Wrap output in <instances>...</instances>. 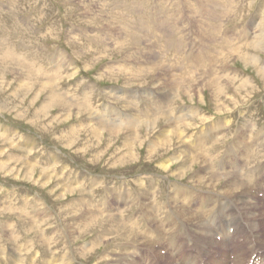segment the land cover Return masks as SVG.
<instances>
[{"label":"rangeland","instance_id":"rangeland-1","mask_svg":"<svg viewBox=\"0 0 264 264\" xmlns=\"http://www.w3.org/2000/svg\"><path fill=\"white\" fill-rule=\"evenodd\" d=\"M159 1L0 0V131L2 129L7 131L6 137L5 135L4 137L0 136V164H2L0 165V230L4 235L0 236V247L7 253L5 256L7 260L14 261L22 250L23 264L61 262L59 259L63 253L61 250L64 247V242L59 236L62 237L66 234L67 221L75 214L73 209L77 206L78 199L84 198L87 204L94 207L98 205V201L106 199L107 202L111 201L109 204L115 213L114 209L118 201L111 195V188L117 190L119 186L128 182V189L133 188V191L136 192L137 187L130 182L137 180L140 176L149 179H144V182L153 179L158 184L157 189L161 190L159 192H161L162 198L167 196L166 194L171 188L170 184L194 186L190 178L195 171H199V166H194L182 178H176L175 172L179 169L177 164H173L167 171L160 169L165 159L169 160L175 157V154L177 155L179 143L173 142L167 151H159L152 158H147V145L151 143L153 137L159 139L158 134L151 136L152 138L145 137V131L141 129L139 132L140 142L136 141L130 147L132 140H129L128 136L125 138L122 133H119L110 138L106 131L98 134L97 130L93 128L95 120L89 119L86 114L76 116L73 111H60L61 104L63 106L68 104L65 100L59 99L53 102L50 100L52 96L55 97L60 93L65 94V91L76 96L79 95L81 98L80 92L93 85V95L90 92L83 102L92 99V104L95 107L100 108V106L107 105L119 111V107L112 101L113 91L117 90L119 97H124L123 94H127V97L131 96L136 101L138 110L151 112L155 108H159L165 101L161 96H157L162 94L157 93L153 82H159L165 88V84L170 81L169 68L175 66V63L170 60V54L166 62L161 59L169 51L164 52L163 49H160L163 43L158 47L154 46L152 40L146 41V47L141 50L132 41L134 36L124 42L130 27L133 29V35L135 33V39L140 36L134 26L139 27L137 28L139 30H141V26H137L132 18H142L144 21V18L141 17V14L142 16L144 14L142 10L153 11ZM175 1L180 3V8L183 6L181 11L188 10L184 6L187 2L194 17V7L192 6L197 4L196 7H198L197 1L202 2V6L205 5V8L211 6L212 1L216 4L220 2V0ZM227 1L230 5V0ZM262 3L264 0H235L231 5L234 8H230L231 13L225 19H220L223 24L217 31L219 33L222 30L226 33V37L222 36V40L224 39L226 42L234 32L239 33L240 41L242 37H244L242 40H247L248 38H245L247 34L253 36L252 26L258 18L257 12ZM217 5L218 7L226 6L225 0H221L220 5ZM220 7L218 12H223ZM161 8L165 12L173 11L170 9V5H161ZM171 8L174 9L172 6ZM180 8L178 13H180ZM181 14L185 13L182 11ZM171 17H174L170 19L175 21L173 29H177L176 38L178 39L177 32L180 31L178 28L189 24L187 22L189 18L181 19L175 15ZM218 17L220 18V16ZM195 19H191L194 28L200 18L195 17ZM176 22L179 24L176 25ZM191 30L192 26L190 25L187 35L194 47L191 53V46L187 44L183 58L191 54L196 55L201 50V44L197 43L196 36L192 35L194 33ZM162 31L169 33L171 30L168 27ZM195 35H198L197 31ZM184 41L187 43L185 39ZM231 41L229 39L227 43ZM225 47L226 45L222 47L224 50L222 54L227 55L229 52H226L227 48ZM248 47L246 50H242L244 55L252 54L258 58L257 64H264V50L255 45L253 47L255 49ZM60 51L67 56V61L70 60L74 63V67L77 68L76 73L72 75L69 72H60L49 77L57 71L56 65L63 63V60L56 59L57 53ZM179 51L182 52V49L180 48ZM179 53H173V58L176 55L180 56ZM230 62L231 72L236 77L230 75L234 81L226 80L227 77L223 79L224 82L220 83L224 90L222 93L219 88L215 95L211 89L202 87V81L196 82L193 89L194 91L200 89L199 95L192 94L191 98L181 95V99L175 98L177 109L196 107L199 108L200 115L212 118L211 120L214 121H223L224 118L230 120L233 115L234 124L231 128L234 131L240 127L245 118L249 121L252 118L259 122H256V125L262 134L264 131V74L258 73V65L241 62L235 54L231 55ZM176 66L179 69L182 68L180 64H176ZM109 67H113V70L121 67L127 71L126 74L107 77L103 72L104 68ZM136 71L145 75L141 84L135 81L139 80L138 77L130 75L137 76ZM165 90L167 89L165 88ZM160 91L163 92V90ZM62 97L64 98V96ZM138 97H144V99L138 101ZM145 99L148 100L145 101ZM47 102H52V104L46 111H42L43 105ZM166 107L165 111H168L169 105ZM219 108L222 109L219 110ZM227 109H231L230 113H227L229 115L225 113ZM248 112L252 116L247 115ZM198 122L196 119L195 125L189 130L190 132L188 131L189 136L192 139L194 137V141L199 137L201 131H204L202 127L204 125L198 126ZM70 130H74L75 133L70 134ZM230 136L232 135L229 134L224 139L226 141L223 140L220 144L222 149L226 148ZM24 146H27L29 150ZM174 150H176L175 153ZM180 154L182 155V153ZM52 156L56 159L55 171L57 173L55 171V173L46 172L43 167L52 164ZM130 156L131 158H129ZM12 157H17L19 160L12 161ZM28 162L30 165H37L30 168ZM28 170H33V172L30 173ZM42 172L43 175H41ZM61 173L63 176H60ZM80 175L83 176L81 180ZM82 180L83 192L72 191L70 193L69 187L73 184L77 186ZM98 180L102 184L96 186L97 188L93 187L92 181L97 182ZM220 184L218 190H209L210 193L216 192V195L219 192ZM91 187L96 189L92 194L85 195L86 190ZM199 188L204 192L208 190L206 186L197 187V189ZM65 191L69 192L65 193ZM161 195L157 196V206ZM112 197L113 199L110 200L109 198ZM198 198L190 199L191 205L188 207L190 211L195 209V205L198 207L199 203L195 204L197 201L199 202ZM38 201L46 206L44 216H49L42 227H39V224L37 226L31 223L33 219L31 216L39 220L37 215L40 216L42 212ZM222 202L226 201L222 200ZM152 203L155 202L152 201ZM32 206L34 207L32 208ZM136 209L137 207H132L128 214L138 217ZM259 209L261 211L264 207L260 206ZM88 213L96 216L97 212ZM170 213L172 214V212ZM141 222L139 226L143 228L145 223ZM128 224L124 223L126 226ZM6 225H10V229H6ZM77 226L72 227L75 232L79 231ZM120 226H112L116 229L117 236L112 234L107 239L106 237L102 238L105 241L98 248L89 254H84L85 251L82 250V247L93 242L104 229L110 230V228L108 225H104L100 229L94 227L85 231L86 228L81 225L80 230L82 231L78 233L79 236L67 246L68 252L73 251L69 255V264H107L105 257L109 253V248L113 249L115 245L124 247L127 243L122 237L124 233L118 232L117 228ZM259 231L264 242L263 223L259 226ZM174 232L184 241L182 228ZM64 238L66 240L65 236ZM50 239L53 240L51 247L48 244ZM186 239L187 243L189 237ZM54 241L57 243L55 244ZM260 246L257 247L260 248ZM262 246L264 247V243ZM132 247L136 248L137 254H142V244L133 242ZM34 254L35 256L30 261V256ZM113 256L120 257V253ZM214 257L216 258V256ZM214 257L205 259V261H215ZM134 259L139 261L138 258ZM261 259L264 260V256H261ZM167 261L172 262V257L169 256Z\"/></svg>","mask_w":264,"mask_h":264},{"label":"bare ground","instance_id":"bare-ground-1","mask_svg":"<svg viewBox=\"0 0 264 264\" xmlns=\"http://www.w3.org/2000/svg\"><path fill=\"white\" fill-rule=\"evenodd\" d=\"M234 1L235 0H230L231 4L229 5V1H227V3L225 0L226 6H219L220 10L222 8V11L224 13L218 12L219 7L217 4L220 5L221 0L220 2H217V4L212 1L213 4L209 7L207 6L208 8H205V5L202 6V2L197 1L199 6L196 7L197 4H195V6H192L194 7L193 13L195 14V17L200 18L199 22L196 23L197 25L195 26V28L193 26L194 23L191 24V19H195V17L191 13L189 4L187 2L186 4H184V6L185 8H188L189 11L187 9L182 10L186 14V16L185 14H181V9L183 8V6L182 8H180V3H178L177 1L174 2V0H160L157 3V7L153 9V11H146L145 9L144 11L142 10L144 14L143 16L141 14V17L144 18V21L142 18H132L137 26H141V30L137 29L139 27L134 26V29L137 31V33L140 34V38L137 37L138 39H135V33L133 35V29L130 27V31L127 32V37L124 39V42L130 40L134 36L132 41L135 43V46L139 47L141 50H144V47H146V41L149 40H152L153 45L156 47L160 46L163 43V45L160 46V49H163L164 52H169H166V54H164L161 59H164V61L166 62L170 54V60L175 63V66H171L169 68L171 79L167 84H165V88L167 90H165L163 84H160L159 82H153L154 88L157 93L160 92L162 94L156 95L161 96L165 101L164 103H162L163 107L161 104L159 108H155L151 112L138 110L137 103L131 96L127 97V94H123L124 97H119L117 90H114V97L112 101L113 104L119 107L120 110H115L114 108L107 105L100 106V109L99 107L93 106L92 99H90V101L83 102L90 92L93 95V85L91 87H88L89 89H85L83 92H80L81 98L79 97V95L76 96L73 93H67L66 91L65 94L60 93L58 95H55V97H50V100L52 102L61 99L63 101L65 100L68 103L64 106L61 104L59 106L60 111H73L76 116H79L80 114H86L89 119L95 120L93 128L94 130H97L98 134L106 131L109 134L110 138L119 133H122L125 138L128 136V139L132 140L130 143V147L134 144V142H140L139 132L141 131V129L145 131V137H153L158 134L159 139H154L153 137L151 143L147 145V158H152L153 155L159 151H167L168 147H170L173 142L175 144L179 143L180 146H178L179 151H177V155L175 154V157L170 158L169 160L165 159L160 167L162 171H167L171 168V166H173V164H177L179 169L175 172L176 178L184 177L186 173L190 169L192 170L194 166H199V171H195L191 175V178L189 177L191 183L194 184V186L189 187L174 183L170 184L171 188L169 189V193L166 194L167 196L163 198L161 192H159L161 190H158L156 187L158 186V184H156L153 179H150L151 181L149 182H144V179L149 180L146 177L140 176V178L138 177L137 180L130 182V184L132 183L137 187L136 192L133 191V188L128 189V182L123 184L122 186H119L117 190L112 187L111 195L115 200H118L117 205L114 209L115 213L113 212V208L110 206L106 199L100 200V202L98 201V205L96 207L87 204L84 198L78 199L76 201L77 206L73 209L75 211V214L67 221L66 234L64 233L65 235H63L62 237L59 236L64 242V247L61 250L63 251V253L59 259L61 262L52 261L51 264L70 263L69 255L70 253H73V251L68 252L67 246L68 243H72L79 236L78 233L82 231L80 230L81 225L86 228L85 231L94 227H99L100 229L104 225H108V227L110 228V230L104 229L102 232H100V234L95 237V240L93 241L94 243L90 242L87 246L82 247V250L85 251L84 254H89L90 252H93L96 248H98L102 244V242L105 241L102 238L106 237L107 239L111 237L112 234L117 236V232L115 231L116 229H114L112 226L121 225L117 229L118 232L124 233L122 237L125 238V241L127 243L124 245V247L115 245L113 249L109 248V253L107 257H105L107 264H109L110 262H112V264H134L139 261L141 264H148L145 260V258H147V249L148 255L152 259L159 260L160 257L158 254V248L160 245L165 248L162 250H166L167 252H169L170 256L172 257V262H167H170L171 264H177V262L186 264L188 262V258H186L185 255L181 253L180 246L183 245L184 242H186L187 237L191 238L189 241L192 242V247H194V249H199V251L203 254H208L209 250L211 249L210 246L215 244L210 241H212L213 235H216V233L211 232L213 228L209 223H207V221H205V218L211 217L216 203L223 204L225 209L230 207L229 202L235 205V210L232 216V220L238 221V223L236 224L235 235H239L244 239L245 246L243 244L232 246V244H230V241L226 237L227 225L225 223L222 224L221 230L224 232V234L222 236V242L220 246L224 248L225 251H230V253H232L234 257V261L232 262V264H244L247 254L250 253V246L252 244L262 245L264 243L259 231V226L261 225V223H263L264 225V209L260 211L259 208L261 206V202H257L255 197L245 193L250 189H254L256 191L259 189H263L264 193V131L262 132V134L261 132H259L260 129L258 130V126L256 125V122L258 121H255L251 118L250 122L247 118H245L240 124V127L234 131V129L231 128L234 124V119H232L233 115L232 117L228 116L232 120H226L225 118L223 120L222 118L223 121H214L211 120L212 118H205L200 115V111H198L199 108L196 107H183L182 109L178 110V106H176L175 102V98L181 99V95H186L189 98H191L194 94L199 95L198 91L200 89L195 91L193 89L195 88L196 82L199 81H202V87L211 89L214 94L215 92H217V89L219 91V88L220 92L222 93V91L224 90H222L223 87L222 85H220V83L222 84L224 82L223 79L227 77L226 80L229 79L231 81H234L232 80L234 74L233 72H231V66H229L230 58L233 54H235L236 58L241 62L249 63L251 65H258V73L260 72L261 74H264V64H257L259 60L256 56L252 54L244 55V52L242 51L243 49L246 50L248 46L253 48L254 45L261 50H264V3L261 4L260 9L257 12L258 18L252 26V30L254 31L252 33L253 36L247 34V36L245 37L248 38L247 40H242L244 38L242 37L240 41L239 33L234 32L231 33L232 35L227 38V40L231 39L232 41L230 43H227V40L226 42H224V39L222 40V36L223 38L226 37V33L222 32L221 29H219L221 30V32L218 33L217 31L220 25L223 24L222 22H220V19H225L226 16L231 13L230 8H234L231 6L233 5ZM161 5H170V9L173 11L165 12V10L161 8ZM171 6L174 9H172ZM179 8L180 13H178ZM172 15H175L177 18L181 19L189 18L187 20L189 24H185L184 26L178 28L180 29V31L177 32L178 39L176 38L177 29H173V23L175 21L172 20L174 18L171 17ZM218 16H220V18ZM162 17H165L166 19ZM211 19L212 21H210ZM177 24H179V22H176V25ZM190 25L192 26L191 32L194 33L192 35L196 36L197 43L201 44V50L196 55L191 54L183 58L185 54L184 51L187 48V44L188 46H191V53L194 47V44H191L189 41V35H187L188 27ZM168 27H170L171 30L169 33L166 31H162ZM196 31L199 36L195 35ZM184 39L187 41V43L184 41ZM224 45H226L225 48H227L226 52H229L227 55L222 54V52L224 51L222 47ZM125 46L126 44L124 45V47ZM244 46L246 47L244 48ZM179 47L182 49L183 54L181 51H179ZM178 51L181 53H179ZM63 53L64 52L60 51L57 53L58 55L56 54V59H58L59 61L63 60V63L62 65H56L57 71L54 74L49 75V77L59 74L60 72H69L72 73V75L76 73L77 68L74 67V63L70 62V60L67 61V56H65ZM173 53H179V55H181L174 56V61ZM176 64H180L182 68L179 69ZM41 71L39 70V73ZM126 71L127 70H124L121 67H118L114 70L113 67H109L104 68L103 73L106 74L107 77H113V75L115 74H126ZM199 71L202 72L199 74L200 77L195 75ZM135 74L137 76H135L134 74L130 75L138 77L139 80L135 81L141 84L145 75L141 74L140 71H136ZM230 75H232L231 78ZM245 82L247 83L246 80ZM191 84L192 87H190ZM159 89L163 90V92H161ZM62 96H64L65 99ZM143 99L144 97H138V101H141ZM77 100L80 102H78ZM147 100L148 99H145V101ZM52 102L45 103L42 107V111H46L50 107ZM167 105H169V110L165 111ZM221 109L222 108H219V110ZM230 111L231 109H227L225 113H230ZM247 115L252 116L251 114H249V112L247 113ZM196 119L197 121H199L198 126L204 125L202 126L204 128V131H201L200 134L198 133L199 137H197L194 141V137L192 139V137L189 136L188 131L193 128V125H195L196 123ZM160 124H163V126H160ZM70 131V134L75 133L74 130ZM229 134H231L232 136L229 137V141L224 150L222 149L223 147H220V144H222V141L226 139ZM4 135L5 137L7 135L6 129H2L0 131V136L4 137ZM26 147L24 146L25 149L29 150L28 147ZM175 151L176 150H174V153ZM180 153H182V155ZM129 158H131V156ZM11 159L12 161L19 160L17 157H12ZM51 161V165L43 167L45 168L46 172L55 173L56 159L54 156H52ZM36 165L37 164L30 165V163L28 162V166H30V168H33ZM28 172L32 173L33 170H28ZM41 175H43V172L41 173ZM60 176H63V173H61ZM79 178L81 180L83 176L80 175ZM82 182L83 180L80 181L77 186H74V184L70 186V193H72V191H78L82 193V188L84 186H82ZM92 182V184H94L93 187L102 184L100 180H98L97 182ZM219 184L221 185L218 192L219 195H217L218 193L215 195V191L218 190ZM200 186H206L208 190L204 192L200 188L197 189V187ZM93 187H91V189L89 190H86L87 193L85 192V195L92 194L93 190L97 188ZM209 190H215V193H210ZM69 191H65V193ZM159 194L161 195V197L158 201L161 204L158 202L157 206L156 199H158L157 196ZM191 197L192 199H197L199 197V202L197 201L195 203H199L198 207L195 205V209L193 211H190L188 209V207L191 205L189 203ZM221 199L226 202L223 203ZM152 201H154L155 203L153 204ZM191 202L193 203V201ZM38 203H40L39 207H41L42 212L40 216L39 214L37 215L39 217V220H37L36 217L31 216V218H33L31 220V223L36 224L37 226L39 224V227H42V225H45V223L47 222L46 220H48L49 216H44V209L46 206L44 204L42 205V202L38 201ZM33 207L34 206H32V208ZM132 207H137V209L139 210L138 212V210L136 209L138 217H134L133 214H128V211L131 210ZM32 211L34 212L33 209ZM91 211L97 212L96 216L94 214L89 215L88 212ZM170 212H172V215L170 214ZM141 221L145 223L143 224V228L139 226V223ZM124 223L129 224L126 226L124 225ZM74 225H78V232H75L73 230L72 227ZM144 226H146V228H144ZM150 227L153 228L155 232H153ZM181 228L185 233H183L184 241L180 237H177L174 232L177 229ZM6 229H10V225H6ZM111 230H113L114 232H112ZM153 234L155 236H153ZM0 236H4L1 230ZM64 236L66 237V240ZM206 236H210V241L205 239ZM149 238L150 240L148 241ZM133 242L140 244L145 243L143 255L137 254L136 248L132 247ZM54 243L56 244L57 241H54ZM48 244H50L51 247V244L53 245V240L50 239ZM207 245H209V248H206ZM137 246L139 245L137 244ZM21 252L22 250H20V255L15 258L14 261H10L5 258L7 253L3 250L2 247H0V264H23V256ZM25 253H27V250H25ZM118 253H120V257L113 256ZM34 256L35 254L30 256V261ZM134 258H138L139 261H135ZM31 264H33V262Z\"/></svg>","mask_w":264,"mask_h":264}]
</instances>
